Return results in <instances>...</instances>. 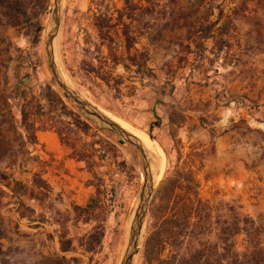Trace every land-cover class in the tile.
<instances>
[{"label": "rangeland", "instance_id": "rangeland-1", "mask_svg": "<svg viewBox=\"0 0 264 264\" xmlns=\"http://www.w3.org/2000/svg\"><path fill=\"white\" fill-rule=\"evenodd\" d=\"M26 1L16 25H0V264H119L140 154L54 85L43 42L52 0ZM53 49L68 84L161 149L152 198L162 184L194 198L210 241L234 208L264 242V0H63ZM94 226V250L60 251L59 233L84 241ZM140 249L132 264H145Z\"/></svg>", "mask_w": 264, "mask_h": 264}, {"label": "trees", "instance_id": "trees-1", "mask_svg": "<svg viewBox=\"0 0 264 264\" xmlns=\"http://www.w3.org/2000/svg\"><path fill=\"white\" fill-rule=\"evenodd\" d=\"M26 5V0H0V25H16L21 16L26 14ZM35 28L40 32L43 26L36 22ZM52 94L62 105L60 97L54 92ZM71 114L74 116L75 125L80 124L85 129L89 127L75 112L71 111ZM20 121L26 123L24 109L21 110ZM56 130L62 141L65 134L60 129ZM174 188L172 184H162L151 200L148 224L140 249L145 264H264L261 229L253 217L240 214L231 208L228 220L222 223L217 221L215 240L210 241L205 237L209 227H205L206 231L203 233L196 220L199 218L196 200L173 197ZM18 205H22L20 200ZM241 234L246 245L239 251L236 237ZM101 236L102 232L97 226H94L84 241L67 236L66 233H59V249L62 252L87 253L94 250ZM166 246H170L171 251L163 256ZM70 259L73 262L80 261V257L76 255L70 256Z\"/></svg>", "mask_w": 264, "mask_h": 264}, {"label": "water", "instance_id": "water-1", "mask_svg": "<svg viewBox=\"0 0 264 264\" xmlns=\"http://www.w3.org/2000/svg\"><path fill=\"white\" fill-rule=\"evenodd\" d=\"M62 13L63 0H52L51 9L44 27L43 42L46 63L52 74L54 85L66 98L74 103L75 107L87 120L95 124L101 130L112 134L122 143L134 147L141 157L143 182L138 194L137 205L129 223L126 245L119 263L132 264L144 240L149 206L155 192V186L159 180V178H157V170H155V168H150V162H153L155 159L154 153L151 149L147 148L137 136L117 124V122L103 112L98 106L68 84L59 72L53 58L52 43L55 35L59 31Z\"/></svg>", "mask_w": 264, "mask_h": 264}, {"label": "bare ground", "instance_id": "bare-ground-1", "mask_svg": "<svg viewBox=\"0 0 264 264\" xmlns=\"http://www.w3.org/2000/svg\"><path fill=\"white\" fill-rule=\"evenodd\" d=\"M57 35V34H56ZM56 35H55V37H56ZM55 37H54V39H53V43H54V40H55ZM53 43H52V52H53V58H54V49H53ZM58 68V67H57ZM59 69V68H58ZM59 72H60V70H59ZM61 73V72H60ZM62 75V74H61ZM118 122V121H117ZM121 126V125H120ZM125 128V127H124ZM144 134V133H143ZM142 134V135H143ZM145 135V134H144ZM144 135H143V137H144ZM143 143V142H142ZM147 148H149V149H151V147H152V142L149 144L150 145V147L147 145V144H145V143H143ZM153 148V147H152ZM156 148H157V154L156 153H154V160H153V162H150V168H153V167H156L157 168V178H160V176H161V172H160V168H159V166L160 165H162V160H163V157H162V153H161V149L156 145ZM159 165V166H158ZM123 248H124V246H123Z\"/></svg>", "mask_w": 264, "mask_h": 264}]
</instances>
